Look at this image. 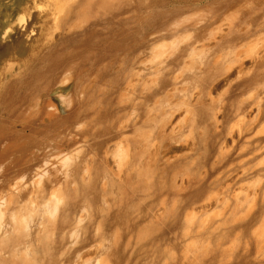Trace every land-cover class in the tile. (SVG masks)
Segmentation results:
<instances>
[{
    "label": "rangeland",
    "instance_id": "rangeland-1",
    "mask_svg": "<svg viewBox=\"0 0 264 264\" xmlns=\"http://www.w3.org/2000/svg\"><path fill=\"white\" fill-rule=\"evenodd\" d=\"M237 29L242 33L237 46L246 48L249 55L254 52L263 70L264 0H0V222L11 223L12 212L25 220L35 217L30 223L38 225L32 264H264V208L258 210L264 193V148L242 160L230 138H224L216 150L222 149L224 154L230 150L224 166L207 176L202 171L213 159L194 166L183 163L176 170L177 181L185 179L184 188L155 195L145 194L146 174L123 186L113 182L111 173L104 177L107 164L108 168H115L119 161L126 164L125 141L120 142V136L106 140L111 157L118 154L110 163L102 160L97 145L104 144L109 135L118 103L135 97L143 85L156 88L163 78L154 68L170 56L167 48L159 53L160 45L170 47L174 38L185 35L179 48H184L183 55L169 75L180 72L187 63L188 70L178 85L185 82L186 86L189 81L188 90L198 94L200 79L189 77L190 67L199 65L209 51V42L216 43ZM229 43L223 42L215 54L237 48ZM138 70L142 71L140 77L134 74ZM127 74L136 77L137 89L123 88ZM121 89L126 91L124 95ZM165 92H158L150 102ZM242 93L235 97L226 87L214 89L211 99L206 97L213 105L200 111L209 121L197 122L192 128L190 118L199 108L192 110L188 105L184 112L187 107L183 106L188 139L204 142L213 130L206 123L215 125L213 115L219 117L223 124L218 128L225 133L245 130L251 124V103L256 99L264 107V72ZM242 99H246V108L238 112L236 101ZM49 100L59 110L54 117H47ZM223 103L226 106L220 109ZM227 109L229 115L222 117ZM261 114L245 136L264 129ZM151 127H132L125 133L129 137L147 134ZM86 157L93 164L91 181L83 180L80 166L66 178L67 159L82 164ZM46 160L48 166L56 165L48 175L40 173ZM220 171L223 173L218 175ZM188 175L194 177L192 185L187 183ZM212 178L216 182L208 186ZM201 181L205 185L197 188ZM15 182L19 188L14 187ZM60 196L67 200L55 223L52 212ZM242 196L248 197L242 201ZM205 199L209 206H200ZM255 211L259 217L253 221ZM21 260L19 264L24 263Z\"/></svg>",
    "mask_w": 264,
    "mask_h": 264
},
{
    "label": "bare ground",
    "instance_id": "bare-ground-1",
    "mask_svg": "<svg viewBox=\"0 0 264 264\" xmlns=\"http://www.w3.org/2000/svg\"><path fill=\"white\" fill-rule=\"evenodd\" d=\"M108 1L111 2L113 0H108ZM230 29H231V27H230ZM239 31H240L239 29H237L236 32H234V30L233 31L230 30L227 37H224L222 35L221 40L216 41V43L214 41L212 42L214 44L209 42V44H208V50L209 51L204 52L206 54H203L204 56L201 58L200 63L197 62V64H199V65L198 66L196 65V67L195 66L190 67L192 70H190L188 73L189 77H194L196 79L197 78L200 79V89L198 91L199 93L198 94L196 93L197 95L194 92H191L190 90H188L187 86H188L189 81L185 80L188 82L186 86H184V84H185L184 80L182 81V82H184L182 86L178 85L179 78H182V75H184V72L186 70H188V68L186 66L187 63H185V65L182 67V70H180V72L178 71V73H176L174 75H169L175 71V66L179 64L180 59L183 55L184 48L182 50H179V48H180V44L183 42V40L186 39L185 35L181 36L179 38H174V40L170 42V47H166L167 44H162L159 46V53L160 54L164 53L166 51V48H167L168 56H170V58L166 57L164 59L159 60L158 64L156 65V68H154L155 70L161 72V75H163V78L161 79V81H158V83H156L157 84L156 88H151V90H149V88L144 87V85H143V87H141V89L138 91V93H136L135 97L131 96L132 98H130V100L125 101V102L121 101V103L119 102L117 105V114L112 119V122H111L110 127H109L110 128V130L108 131L109 135L105 139L104 144H102V141L97 144L98 147L101 149V152H102L100 154V157L102 158L103 161H105L107 163H110V159L112 158L111 155L113 153H111L110 145L105 146L106 140L110 141V140H113L114 138H118L120 136V138H119L120 142L125 141V146H124V143L121 145H123L124 147L127 148V149L125 148V150L127 152L123 150L124 152H126L125 155L127 156V159L124 157V154L122 153L124 160L125 159L127 160L126 164H125V162L122 163L119 161V163L116 165L115 168L114 167L111 168L112 166L108 168V164H107L106 171L104 173L105 178H107L109 173H111L113 182H117L120 186H123V185H128V184L134 183V178H137L138 180L142 179L143 174H146L148 177L145 176V179H146V182L144 183L145 192H146L145 194L152 193L155 195H157V194L160 195L164 192L168 193L166 191L172 190L173 188H176L175 191L178 193L179 191H181L184 188V187L182 188V186L185 183V179H183L184 178L183 177L181 183L177 181L178 170H176V169H178V167L182 166L183 163H185V164L189 163L188 164L189 166L193 164V166H194V164H196L197 162H200V163L203 162L204 164H207L211 159H213L208 168L204 167L206 169V171H204V170L202 171V172H206L207 176H209L213 172H215L219 166L225 165V162H227V160L230 159V157L226 158L225 155L228 154L230 150L227 151L228 153L225 151L226 154H224V151L222 149H220L218 152H216L217 145L220 142H223L222 140L224 138H228V137L230 138V141L232 142L233 147L236 148L237 156L242 157V160L253 158L254 156H256V154L260 150H263L262 148H264V144H261V143L264 139V129L259 128L260 130H257L258 129L257 128L256 129L257 131H255L252 135L245 136V133L249 132L254 127V125H253L254 123L252 124V122L254 120H256L259 115H262L261 113H264V107L260 105L259 101H255L256 99L254 100L253 103H251L252 105L250 104L251 107H250V109H248V110H250V112H252V113H250L251 118L249 119L250 120L249 123H251L252 125L250 124L248 127H246L245 130L239 129V131H235L234 129H230L227 133H225L224 130L218 128L219 127L218 124L221 125L223 123L221 122V120H218L219 117H217V115L216 116L213 115L214 119H215V125L212 124L213 122L206 123L207 126H209L210 128L213 127V130L210 132L209 137L207 139L204 138L205 139L204 142H202L203 139H197V140L190 141L191 138L188 139V137H190V136L187 137L185 134L186 132H184V128L186 127L185 124L188 121V120H186V117H184L185 116L184 112H187V110H189L188 105H191L190 107L192 110H195L197 107L199 108L197 111H195L196 114L194 113V116L192 118H190V125H189L190 128L194 127L197 124V122H208L209 121L208 116H205L203 114L201 115L200 111H202V110L206 111V109L209 110V108L213 105L212 104L213 101L212 102H210V100H209V102L206 101V97L210 98L212 91L214 89L219 88V87H226L227 91L232 92L233 95L235 97H237V96H239V94L241 95V93L245 90V87L247 84L250 85L256 78L259 77V75L261 73L264 72V69L260 70L259 65H262V64H260V59H258L257 57L254 56V54H253L254 52L249 55L247 53L246 48L243 49V48H240L237 46L239 44L238 41L242 39V33L240 34ZM187 35L189 36V34H187ZM244 35H246V34H244ZM214 37H215V35H214ZM226 41L231 42L232 45L236 46L237 48L230 49L226 54H221V53L218 55L215 54L216 49L219 46H221V44L223 42H226ZM231 43H229V44L231 45ZM164 49H165V51H164ZM185 49H186V47H185ZM160 54H158V55H160ZM172 54H175V55L173 56ZM1 55H2V53H0V58H1ZM2 61L0 60V62H2ZM263 67L264 66H262V68ZM160 72H157V73L159 74ZM134 74H137V76L140 77L142 75V71L138 70V71L134 72ZM127 76H128V74H127ZM133 77H132V75H129L126 78V80H125L126 85L123 88L130 87V86H132L134 89L136 88L137 82L136 81L133 82V80L136 77L135 78H133ZM139 77H138V79H140ZM121 81H123V80H121ZM169 85H170V87H169ZM250 87H252V85ZM258 87L260 88V86H258ZM258 87H256L255 89L257 90ZM122 90L123 89H121L120 91L122 92ZM192 90H193V86H192ZM127 91L129 92L130 90H127ZM161 91L162 92L166 91V92L163 93L164 94L163 96L157 97L154 99L153 102H150V98L153 97L158 92H161ZM128 92H127V94H128ZM130 92H132V91H130ZM55 93L57 94V92H55ZM124 93H123V95H124ZM193 93L196 95L195 96V98H196L195 102H193V100H192V97L194 95ZM118 94H120V93L118 92ZM218 96L220 97L221 95H218ZM224 96H226V95L224 94ZM256 96H258V95H256ZM52 97H54V96H52ZM59 97H60V94H59ZM59 97H57V99ZM129 97H130V95H129ZM129 97H128V99H129ZM251 97H252V93H251ZM118 98H119V96H118ZM121 98L122 97L120 96V100L124 99V98L123 99H121ZM181 98H183V99L179 100ZM226 100H227V98H226ZM238 101H239L238 104L236 101V106H237L235 108V109H237L236 111L244 112L245 108H246V104H247L246 99H242V100H238ZM49 102H52V101L49 100L48 105L50 104ZM53 103L49 106L46 105L49 107V110L47 109V112H46L48 114L47 117H54V116H56V114L58 115V113H59L58 112L59 110H57L58 108H56L57 106H52V105H55ZM230 104H231V102H230ZM223 105H224V103H223ZM233 105H235V103ZM183 106L187 107L186 111H184V112L182 111ZM219 106H221V105H219ZM225 106H226V104L220 109L225 108ZM217 107H216V109H217ZM212 109H213V107H212ZM218 111H219V109H218ZM230 111H231L230 109L225 110L224 116H222V117H225V116L227 117V115H229ZM191 113H193V112H191ZM187 115H188V113H187ZM219 115H220V112H219ZM188 117H189V115H188ZM146 124H149V126L150 125L152 126L150 133L149 132L147 134L140 133L138 136L132 135V137H129L130 136V135H128L129 133L128 134L125 133L126 130H128L129 128L134 127L136 130H138L141 128V126L146 125ZM227 128H225V129H227ZM189 134H190V130H189ZM195 135H193V136H195ZM119 140H117V141L120 144ZM227 140L228 139H226V141ZM226 141L224 143L225 145H226ZM115 143L118 145L117 142H115ZM118 146H120V145H118ZM229 146H230V144H229ZM98 147H96L98 150L97 154L100 153V149ZM201 149L203 151H201ZM231 149L233 150V148H231ZM119 151L122 152V150H120V149H119ZM117 155L118 154L116 153V156ZM116 156H114L113 158H115ZM244 156H246V157H244ZM77 161H79V160L72 159V158L67 159V161H66V167L67 168L64 171L66 178L69 177L71 174H73V173L75 174L77 171H79V166H80V172L82 174L81 177L83 178V180L90 182L91 178H92V174H93V164L91 163L90 159L88 157H86L85 162L83 161L82 164H79V162H77ZM247 161H246V163H248ZM49 162H50L49 160H46L44 162V164H43L44 167L40 168V171H41L40 173L48 175V173L50 171L55 169L56 165L52 162L51 164L53 166H48ZM74 162H76V164ZM70 163L72 166H70ZM237 163L239 164L240 162H237ZM250 163H251V161H250ZM250 163H249V165H250ZM257 167H259V166H257ZM187 168H188V166H187ZM197 169L199 170V168H197ZM228 169L230 170V168H228ZM240 169L242 170V168H240ZM147 170L149 171L148 173L146 172ZM174 170H176V172L171 176L170 173ZM241 170H240V172H241ZM245 170H246V166H245ZM225 171H227V169ZM144 172H146V173H144ZM220 172L218 175L223 173V172H221V173ZM234 173L235 172H233V174ZM248 173H249V171H248ZM243 174H244V172H243ZM203 175H204V173H203ZM203 175H201V176H203ZM188 176L185 177L187 180V183L192 185V182H193L192 180L194 177L190 178L191 175L189 177ZM169 177L171 180L170 184H169ZM225 177H227V176H225ZM231 179H232V177H231ZM235 179H238V178H235ZM215 182H216L215 179L211 180L208 183V186H212ZM228 183H230V182L227 181V184ZM198 184L199 185H197L196 187L201 188L205 185V182L201 181V182H198ZM190 185L186 184V186H190ZM224 186H225V184H224ZM14 187L19 188V184L17 182H15ZM222 187H223V185H222ZM228 189L229 188H227V190ZM258 189H260V188H258ZM263 190H264V188H263ZM175 191H173V192H175ZM220 191H222V190H220ZM253 193H255V191ZM208 194H210V193H208ZM211 194L209 195L210 197H211ZM244 195H245V193H244ZM248 195H251V194H248ZM148 196H151V194ZM212 196H214V195H212ZM236 196H238V195H236ZM258 196L260 197V192H259ZM258 196H257V194L255 195L256 200H257ZM243 197L244 196H242V201H244L245 198L248 196H245L244 198ZM149 198L150 197H148V199ZM145 199H147V198H145ZM211 199H213V198H211ZM253 199L251 201H253ZM261 199H262V203L259 207L260 209H258L259 212L264 208V193L262 194ZM66 200H65V196H60L57 199V203L55 204V207L53 208V212H52L53 220L55 223L58 222V220L60 219V213H61L62 207L66 203ZM240 200L241 199H239V201ZM207 204H208V200L205 199V201L201 202V204H199V205L204 207V206H207ZM200 206H199V208H200ZM208 206H209V204H208ZM203 207H201V209H203ZM157 213H158V211H156V213H155L156 216L158 217V215H160V214L157 215ZM161 214H163V213H161ZM4 215H5V213L3 214V216ZM189 215H191V214L189 213ZM189 215H187V216H189ZM191 216H189V218H191ZM258 217H259L258 211H255L251 220L253 219V221H254ZM32 218H34V219L27 218V220H25L22 217L19 218V215L12 212L11 213V219H12L11 223H3V221L0 222V264H19V258H22L23 260H21V261H23L25 264H32L33 263V260H34L33 259L34 258V252L32 250L34 248V246H33L34 239L33 238L37 237L35 233H36V226H38V225L36 223L30 224L31 221L35 220V217H32ZM138 218H141V217H138ZM143 218H145V217H143ZM158 218H161V217H158ZM189 218H188V220H189ZM134 221H136V218L134 219ZM62 235H65L64 232ZM21 261H20V263H21ZM27 261L29 263H27Z\"/></svg>",
    "mask_w": 264,
    "mask_h": 264
}]
</instances>
